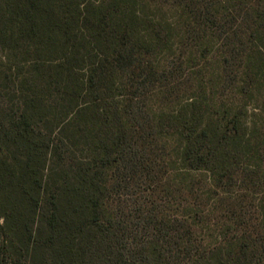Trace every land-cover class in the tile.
Returning a JSON list of instances; mask_svg holds the SVG:
<instances>
[{"label": "trees", "instance_id": "trees-1", "mask_svg": "<svg viewBox=\"0 0 264 264\" xmlns=\"http://www.w3.org/2000/svg\"><path fill=\"white\" fill-rule=\"evenodd\" d=\"M0 264H264V0H0Z\"/></svg>", "mask_w": 264, "mask_h": 264}]
</instances>
